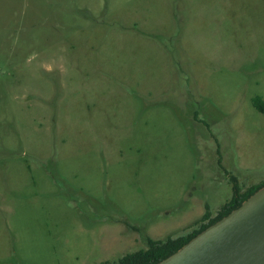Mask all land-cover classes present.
Instances as JSON below:
<instances>
[{
	"label": "rangeland",
	"instance_id": "obj_1",
	"mask_svg": "<svg viewBox=\"0 0 264 264\" xmlns=\"http://www.w3.org/2000/svg\"><path fill=\"white\" fill-rule=\"evenodd\" d=\"M264 0H0V264H102L264 181Z\"/></svg>",
	"mask_w": 264,
	"mask_h": 264
},
{
	"label": "water",
	"instance_id": "obj_2",
	"mask_svg": "<svg viewBox=\"0 0 264 264\" xmlns=\"http://www.w3.org/2000/svg\"><path fill=\"white\" fill-rule=\"evenodd\" d=\"M156 264H264V186Z\"/></svg>",
	"mask_w": 264,
	"mask_h": 264
},
{
	"label": "trees",
	"instance_id": "obj_3",
	"mask_svg": "<svg viewBox=\"0 0 264 264\" xmlns=\"http://www.w3.org/2000/svg\"><path fill=\"white\" fill-rule=\"evenodd\" d=\"M253 103L259 111L264 112V100L260 96H255L253 98ZM263 186L264 181L249 187L245 191H242L238 180L234 178L232 187L233 195L231 199L227 201L221 210L214 216L209 208H207V211H205L201 218L203 222L197 229H194L187 235L176 238L168 237L166 240L149 239V245L147 248L127 253L117 261H106L102 264H156L175 253L200 232L229 214L232 210L239 207L243 201Z\"/></svg>",
	"mask_w": 264,
	"mask_h": 264
},
{
	"label": "crops",
	"instance_id": "obj_4",
	"mask_svg": "<svg viewBox=\"0 0 264 264\" xmlns=\"http://www.w3.org/2000/svg\"><path fill=\"white\" fill-rule=\"evenodd\" d=\"M258 96V95H257ZM254 98V97H253ZM263 99V98H262ZM252 104H253V106L255 107V105H254V103H253V99H252ZM261 112V111H260Z\"/></svg>",
	"mask_w": 264,
	"mask_h": 264
}]
</instances>
